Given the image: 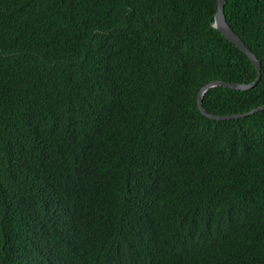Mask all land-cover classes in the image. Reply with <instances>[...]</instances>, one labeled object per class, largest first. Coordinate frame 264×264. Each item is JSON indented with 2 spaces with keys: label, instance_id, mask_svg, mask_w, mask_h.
<instances>
[{
  "label": "trees",
  "instance_id": "1",
  "mask_svg": "<svg viewBox=\"0 0 264 264\" xmlns=\"http://www.w3.org/2000/svg\"><path fill=\"white\" fill-rule=\"evenodd\" d=\"M216 0H0V264H264V109ZM260 61L264 0H225Z\"/></svg>",
  "mask_w": 264,
  "mask_h": 264
},
{
  "label": "water",
  "instance_id": "2",
  "mask_svg": "<svg viewBox=\"0 0 264 264\" xmlns=\"http://www.w3.org/2000/svg\"><path fill=\"white\" fill-rule=\"evenodd\" d=\"M217 5H216V11L213 16V22L212 26L216 28L224 37H226L229 41H231L233 44H235L241 51H243L248 58L252 61L256 71L257 75L255 79L249 83H238V82H228V81H223V80H214L203 87H201L197 93L196 96V105L199 109V111L212 119H230V118H237L241 117L244 115L252 114L254 112H257L259 110L264 109V104H261L257 107H254L244 113H236V114H230V115H214L212 113L207 112L203 106H202V96L211 87H216V86H223L225 88H230V89H237V90H247L252 88L260 79V61L257 59L256 55L250 51V49L245 45L243 40L231 29L229 24L226 21L225 15H224V3L225 0H216Z\"/></svg>",
  "mask_w": 264,
  "mask_h": 264
}]
</instances>
